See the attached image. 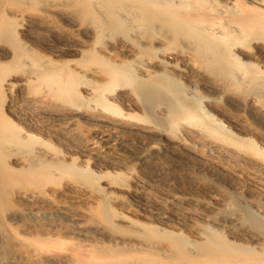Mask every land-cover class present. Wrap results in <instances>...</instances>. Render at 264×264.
I'll return each instance as SVG.
<instances>
[{"label": "bare ground", "instance_id": "bare-ground-1", "mask_svg": "<svg viewBox=\"0 0 264 264\" xmlns=\"http://www.w3.org/2000/svg\"><path fill=\"white\" fill-rule=\"evenodd\" d=\"M0 185L106 264H264V0H0Z\"/></svg>", "mask_w": 264, "mask_h": 264}, {"label": "rangeland", "instance_id": "rangeland-1", "mask_svg": "<svg viewBox=\"0 0 264 264\" xmlns=\"http://www.w3.org/2000/svg\"><path fill=\"white\" fill-rule=\"evenodd\" d=\"M52 223L49 213L23 211L8 188L0 185V264H106L100 262L105 249L84 245L80 229L53 228ZM61 226L66 224L61 221ZM52 253L62 255V262L40 260Z\"/></svg>", "mask_w": 264, "mask_h": 264}]
</instances>
